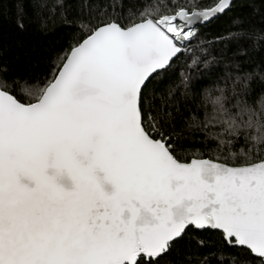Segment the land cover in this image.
Here are the masks:
<instances>
[{"label":"snow or ice","instance_id":"6c2138e0","mask_svg":"<svg viewBox=\"0 0 264 264\" xmlns=\"http://www.w3.org/2000/svg\"><path fill=\"white\" fill-rule=\"evenodd\" d=\"M232 6L80 0L71 15L37 0L72 35L43 72L0 71V264H162L186 243L189 264H264V100L206 96L208 154L180 142L170 103L199 28ZM177 62L165 97L155 84Z\"/></svg>","mask_w":264,"mask_h":264},{"label":"trees","instance_id":"16d2710c","mask_svg":"<svg viewBox=\"0 0 264 264\" xmlns=\"http://www.w3.org/2000/svg\"><path fill=\"white\" fill-rule=\"evenodd\" d=\"M67 3L70 14L75 15L80 0ZM0 5V71L23 78L43 72L71 39L69 28L58 17L48 22L38 18L37 0H0ZM257 37H264V0H236L230 11L199 28L192 43L200 45L203 53L197 48L182 59L191 61L195 55L200 57V63L190 71V87L181 88L170 100L177 130L183 132L180 142L186 147L205 154L216 147V141L198 127L205 112L211 111L206 96L219 95L223 89L231 99L235 91L259 110L264 100V39ZM185 70V65L177 62L155 84L158 92L167 97L169 88L179 83L180 73ZM242 144L241 139L237 149ZM194 249V243L182 244L162 264H189ZM208 251L200 249L199 254ZM211 264L218 262L213 259Z\"/></svg>","mask_w":264,"mask_h":264},{"label":"water","instance_id":"95a60500","mask_svg":"<svg viewBox=\"0 0 264 264\" xmlns=\"http://www.w3.org/2000/svg\"><path fill=\"white\" fill-rule=\"evenodd\" d=\"M236 0H233V2H235ZM207 25V24H206Z\"/></svg>","mask_w":264,"mask_h":264}]
</instances>
